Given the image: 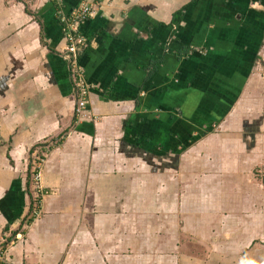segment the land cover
<instances>
[{"label": "crops", "instance_id": "1", "mask_svg": "<svg viewBox=\"0 0 264 264\" xmlns=\"http://www.w3.org/2000/svg\"><path fill=\"white\" fill-rule=\"evenodd\" d=\"M260 166L264 0H0V264H264Z\"/></svg>", "mask_w": 264, "mask_h": 264}, {"label": "built area", "instance_id": "2", "mask_svg": "<svg viewBox=\"0 0 264 264\" xmlns=\"http://www.w3.org/2000/svg\"><path fill=\"white\" fill-rule=\"evenodd\" d=\"M57 1V0H53ZM95 14V9L92 5L81 4L66 15L60 16V25L63 37L65 39V46L62 50V56L66 61L71 78L74 84V94L76 99L75 114L77 117L83 115L88 107L89 95L93 87L87 82L85 73L81 66L80 57L87 48L88 40L83 35L81 25ZM44 161L43 157H38L33 163V169L30 175V190L34 197L41 198L43 190L40 183V170ZM34 214H40V202L35 201ZM3 241L6 242L4 239Z\"/></svg>", "mask_w": 264, "mask_h": 264}, {"label": "rangeland", "instance_id": "3", "mask_svg": "<svg viewBox=\"0 0 264 264\" xmlns=\"http://www.w3.org/2000/svg\"><path fill=\"white\" fill-rule=\"evenodd\" d=\"M259 171H257V173L255 172V174L253 173V171L251 172L253 175H252V178H253V180H255V181H259V182H262V180L260 179L259 180V178L258 177H261L262 176V174H264V167H262V166H260L259 168H257ZM249 174V171H247V175ZM256 205V204H255ZM254 205V206H255ZM261 245H263L264 246V242L263 243H261Z\"/></svg>", "mask_w": 264, "mask_h": 264}, {"label": "trees", "instance_id": "4", "mask_svg": "<svg viewBox=\"0 0 264 264\" xmlns=\"http://www.w3.org/2000/svg\"><path fill=\"white\" fill-rule=\"evenodd\" d=\"M81 60V59H80ZM261 178V180H262V182L264 183V174L260 177ZM29 191V190H28ZM29 192H31V191H29Z\"/></svg>", "mask_w": 264, "mask_h": 264}]
</instances>
